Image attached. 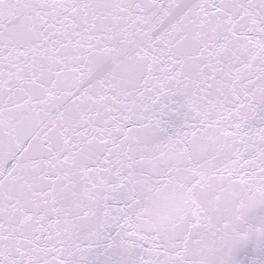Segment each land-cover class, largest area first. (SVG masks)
Masks as SVG:
<instances>
[{"label": "snow or ice", "instance_id": "1", "mask_svg": "<svg viewBox=\"0 0 264 264\" xmlns=\"http://www.w3.org/2000/svg\"><path fill=\"white\" fill-rule=\"evenodd\" d=\"M0 264H264V0H0Z\"/></svg>", "mask_w": 264, "mask_h": 264}]
</instances>
